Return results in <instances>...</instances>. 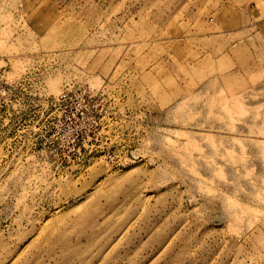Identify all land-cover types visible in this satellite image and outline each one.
<instances>
[{"label":"rangeland","instance_id":"1","mask_svg":"<svg viewBox=\"0 0 264 264\" xmlns=\"http://www.w3.org/2000/svg\"><path fill=\"white\" fill-rule=\"evenodd\" d=\"M0 264H264V0H0Z\"/></svg>","mask_w":264,"mask_h":264}]
</instances>
